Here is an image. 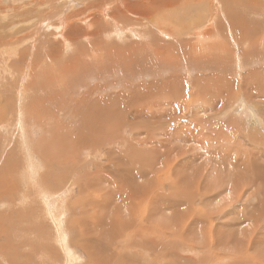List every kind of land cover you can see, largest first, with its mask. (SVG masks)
I'll return each mask as SVG.
<instances>
[{
  "label": "rangeland",
  "instance_id": "rangeland-1",
  "mask_svg": "<svg viewBox=\"0 0 264 264\" xmlns=\"http://www.w3.org/2000/svg\"><path fill=\"white\" fill-rule=\"evenodd\" d=\"M72 1L82 8L83 1ZM138 1L128 0L127 6ZM206 1L190 10L179 1L172 9L174 25L189 26L199 13L206 19L197 23L206 25L224 7L237 13L235 22L242 25L255 19L262 34L260 14ZM44 2L33 9L40 12ZM243 3L255 10L252 1ZM110 15L104 19L109 26ZM13 23L2 31L15 38L7 45L20 44L23 34L32 45L23 42L12 55L7 45L0 48V259L5 264H129L125 258H134L133 264H264V77L253 78L254 84L249 76L256 69L264 72V50L254 58L249 51L244 62L238 57L243 47L222 57L212 40L204 47L223 60L203 53L196 57L202 61L194 57L186 63L180 51L197 45L194 37L187 45L183 37L172 41L151 30L131 35L123 25L117 27L123 37L142 50H135L126 66H97L91 59H108V49L93 51L90 59L87 51L107 42L108 31L84 40L89 22L76 23L77 46L60 48L52 31H35L37 19H29L27 31L20 15ZM14 29L24 33L11 35ZM131 42L113 40L109 46ZM79 51H84L81 59ZM157 53H170L172 66L157 62ZM57 54L61 62L49 65L42 58ZM77 58L74 69L62 72L70 68L67 60ZM26 68L30 79L20 81ZM226 149L228 160L218 161ZM205 159H211L207 165ZM228 190L234 195L224 202ZM48 203L62 208L55 215L63 244L56 239L58 224L47 215ZM63 248L74 255L70 263Z\"/></svg>",
  "mask_w": 264,
  "mask_h": 264
},
{
  "label": "bare ground",
  "instance_id": "bare-ground-1",
  "mask_svg": "<svg viewBox=\"0 0 264 264\" xmlns=\"http://www.w3.org/2000/svg\"><path fill=\"white\" fill-rule=\"evenodd\" d=\"M3 2L4 6H0V14L1 13H5L6 10L10 11V13L5 14L3 19H0V48H3V46L13 43L15 42V38L13 36H11L9 38V34L8 33H2V31L7 30L8 28H10V26L13 23V19L16 15H20V17L22 18V23L25 25H28L29 23V19H37L39 21V26L35 31H52L51 32V36H53L54 38L57 39V43H59L60 48H66V47H76L77 44L76 39H78V37L81 35L79 33V35H75L74 37V33L76 32V30L80 29V27H78L76 25V23H88L89 22V27L91 29V32L86 31L83 35V39L84 40H92L97 38L99 35H101V33L103 31H108V35L109 38L111 36L110 39L108 38V36L103 40V41H107V42H98V43H94V45H92V47L90 48L92 51H87V48L85 50V52L87 51L88 53V58H91V54L93 51H100V50H107L108 49V59L104 58V59H98L97 61H95L94 59L92 62H95L97 66H103L105 64H108V66H119L122 63H124L126 66L127 63L130 64V62L133 60V56H134V51L139 49L142 50V47L140 48L139 45H137L135 43L132 44L130 37H128V35H125L127 38L128 43L131 42L130 46H126L125 48H121V47H111L109 46L110 42L113 43V40H115L116 42H119L122 44H125L127 41L126 38L123 37V31L120 30L117 27H121V26H126V27H130L127 28V31L131 33V35H134L135 32H138L141 35H144V30H151V32H155L159 35L165 36V38L168 39H173L172 41H178L180 39H182L181 37H183L184 39H186V43L187 45L190 43L189 39L190 38H195V42H197V45H191L190 48L188 47H184L181 51L180 54L184 55V61H188L190 58H196L199 54H205L207 56H212L215 59L217 58L218 60H223L221 57L219 58L218 54H216V56L211 55L208 52V49L211 47H208V49H206L204 47V44L207 41H214V45H215V49L213 50L214 52L217 53V51L220 52V54L222 55V57H224L226 55H228L229 51L231 52L232 49H237L239 47H243V51H245L243 53V51L241 53H239L238 57L240 56L242 58V61H244L245 59L244 56L248 54L249 51H251V54L254 58L255 53L261 52V50H264V29H262V34L259 35V33L257 32V27L254 25L255 23V19H253L252 21L254 23L252 24H243L242 23H237L235 22L236 19V14L234 13L231 14L230 11L224 9L222 10V14L220 10H216V14L215 15H211V17H209V20L206 22V25L202 24H198L199 22H202L205 18L204 15H201L200 13L197 16L193 15V18H195V20L192 21V23L190 24L189 22V26H183V23H177L176 25H174V17L172 15V12L175 11L172 9L174 8V6H176L178 4L179 1H181L184 4L185 8L190 10V8H188L189 6H201L203 5V3L206 0H154V2H152L151 0H140L138 2H133L134 4L131 6H127V1L128 0H81L83 1L82 3V8L80 9H76L74 8L73 3H75V1H68L66 2L67 5H65V2L63 4L60 5V0H44V5L42 6V10H40V12L34 10L33 8L36 6H40V4H42V0H1ZM0 1V3H2ZM16 1V3H15ZM131 1V0H130ZM157 1V2H156ZM219 3L222 5V1L225 4H229V6L233 7V8H242L243 11H247L250 15H256V14H260L261 16H259L260 18L264 17V2L261 3V5H258L256 0H248V1H252V3L255 6V10H249V8L243 3V0H218ZM79 2V1H78ZM207 2V1H206ZM212 2V1H211ZM259 2V1H258ZM71 3V4H70ZM108 3H111L110 5H106ZM76 4V3H75ZM116 4V6H115ZM227 4V5H228ZM235 4V5H234ZM249 4V3H248ZM80 5V4H79ZM241 5V6H238ZM96 6H100L98 7V9L96 11H93L94 8ZM115 6V9H113L112 11H110L113 7ZM223 6V5H222ZM235 6V7H234ZM249 6V5H248ZM29 8V9H28ZM181 8V7H180ZM179 8V9H180ZM181 8V9H182ZM35 11V13L37 15H31L32 12ZM66 11V12H65ZM180 11V10H179ZM177 11V12H179ZM108 12L111 13V15L108 17L110 22H112L113 25H108V23H106L104 21L105 18H107V14ZM191 12V11H190ZM218 12L219 15H218ZM30 13V16H29ZM193 13V12H191ZM177 14V13H176ZM197 14V13H196ZM2 15V14H1ZM12 15V18L10 19ZM216 15L218 16L217 19ZM178 16V15H177ZM252 16V15H251ZM173 17V19H172ZM192 17V16H191ZM78 18V19H76ZM192 18V19H193ZM80 19V21H79ZM206 19V18H205ZM161 20L166 23L163 24L161 22ZM173 20V22H172ZM178 20V19H177ZM176 20V21H177ZM180 20V19H179ZM182 20V19H181ZM6 21V22H4ZM172 22V23H168V22ZM198 22V23H197ZM17 25V24H16ZM249 25V28H248ZM28 26L25 27L24 31L29 30ZM83 27V26H82ZM13 28V26H12ZM57 34L55 33V29ZM125 28V27H124ZM130 29V30H129ZM190 29V30H187ZM12 30V29H11ZM22 31V30H21ZM20 30H15L12 32L11 35H17L21 32ZM24 31H22L24 33ZM54 31V32H53ZM18 32V33H16ZM233 33V36H232ZM48 34V33H47ZM77 34V33H75ZM153 34V33H152ZM223 34V35H222ZM9 35V36H8ZM242 35V37H241ZM102 36V35H101ZM235 36V38H233ZM35 37L39 38L37 35H35ZM82 39V36L80 37ZM103 38V36H102ZM242 38V39H241ZM21 40V43L23 42H28V37L26 34L21 35V38H18ZM109 39V40H108ZM155 39V38H154ZM157 39V38H156ZM164 39V37H163ZM9 40V41H6ZM75 41V42H74ZM38 42V40H37ZM50 42V41H49ZM231 42V44L229 43ZM3 43V46L1 45ZM20 43V44H21ZM29 44L32 45L31 43V39L28 42ZM185 43V42H184ZM213 43V42H212ZM20 44L15 45V44H11V46H8V54L12 55L13 52L15 53L14 48H17ZM53 45V44H52ZM178 45V44H177ZM44 46V45H43ZM117 46V44L115 45ZM50 47V46H49ZM157 47V46H156ZM60 48H56V52L58 54L59 53V49ZM187 48V49H185ZM33 51L36 50L34 49V47H32ZM233 49V50H234ZM242 49V48H241ZM29 50V49H28ZM52 50V49H51ZM32 51V52H33ZM45 51V50H44ZM139 51H136V53H138ZM36 53V51H34ZM42 52V51H41ZM61 53H63V51H60ZM65 52V51H64ZM77 52V51H76ZM81 52V53H80ZM84 51H79V58L81 59V54ZM23 52L19 53L22 54ZM46 53V51H45ZM70 53V52H69ZM38 54V53H36ZM53 55V57H55V59H52L51 57H42L45 59V61L47 63L50 64H54L57 62H61L59 61L57 58L59 57V55ZM84 54V53H83ZM177 54V53H174ZM198 54V55H197ZM7 55V56H9ZM23 55V54H22ZM24 55H26V53H24ZM29 55V53H28ZM73 55V54H72ZM87 55V54H85ZM224 55V56H223ZM4 56V55H3ZM21 56V55H20ZM177 56V55H176ZM230 56V55H229ZM232 56V55H231ZM230 56V57H231ZM233 56H237L236 53ZM17 57V56H16ZM23 60H24V56ZM22 57H21V61H22ZM77 57V56H76ZM84 57V56H83ZM156 60L159 63H163L164 65H168L171 64L170 66H172V62L175 59L170 53L167 54H161V53H157L156 54ZM27 58V57H26ZM31 58V57H29ZM74 59L73 61L70 60L71 62H69V60H67L68 65H69V69L65 70L63 69L62 72L65 71H69L71 69H74L78 63L80 62V59ZM136 58V57H135ZM200 58V56H199ZM198 58V59H199ZM237 58V57H236ZM259 58V57H258ZM264 58V57H263ZM3 59V58H2ZM132 59V60H131ZM177 59V57H176ZM197 59V58H196ZM197 59V60H198ZM203 59V58H202ZM202 59L200 61H202ZM11 60V59H10ZM29 60V59H28ZM34 60V59H33ZM66 60L65 55L62 56V61ZM191 60V59H190ZM7 61V60H6ZM36 61V60H35ZM38 61V60H37ZM36 61V62H37ZM44 61V60H43ZM144 61V59H143ZM215 61V60H214ZM238 61V60H237ZM20 62V60H19ZM23 62V61H22ZM35 62V63H36ZM40 62V61H39ZM52 62V63H50ZM134 62H137L136 60ZM181 62V61H180ZM245 62V61H244ZM244 62L240 63V65L244 66ZM258 62V61H257ZM24 63V62H23ZM28 63V61H27ZM103 65H102V64ZM133 63V62H131ZM187 63V62H186ZM2 64V63H1ZM45 64V63H44ZM151 64V62H150ZM237 64V63H236ZM257 64V63H256ZM255 64V65H256ZM260 64V63H259ZM263 64V63H262ZM25 65V64H24ZM27 65V64H26ZM46 65V64H45ZM186 65V64H185ZM189 65V64H188ZM227 65V64H225ZM28 66V65H27ZM39 66V65H38ZM42 66H44L42 64ZM40 66V67H42ZM238 66V65H237ZM246 66V65H245ZM4 67V66H3ZM37 67V66H35ZM139 67V66H138ZM184 67V66H183ZM187 67V65H186ZM241 67V66H240ZM21 68V67H20ZM34 68V67H33ZM193 68V67H192ZM243 68V67H242ZM241 68V69H242ZM46 69V68H45ZM1 71H3L0 68ZM24 70V68H23ZM22 70V71H23ZM29 70L31 71V68H26L25 72H23L22 74L18 75L20 81L26 80L27 78H29L30 74H29ZM124 70V69H123ZM127 70V69H126ZM257 71H254V75L251 76V74L249 75L250 78H255L256 77H264V72H262L260 69H256ZM259 70V71H258ZM47 71H51L50 69H48L47 67ZM5 72L8 73L6 75L10 76L9 73H11V68H6ZM16 72V71H14ZM39 72H41L39 70ZM32 73V72H31ZM130 73V72H129ZM187 73V71H186ZM15 74V73H14ZM3 75V74H1ZM12 76H10V78L13 77V74H11ZM47 75V73H46ZM218 75V74H217ZM244 78V77H243ZM257 78V79H258ZM30 79V78H29ZM264 79V78H263ZM209 80V79H208ZM1 82L2 81V77L0 79ZM254 82V80H253ZM252 82V83H253ZM259 82V81H258ZM28 83V82H27ZM244 83V82H243ZM256 82H254L255 84ZM251 84V82H250ZM252 85V84H251ZM26 86V85H25ZM225 86V85H224ZM223 86V87H224ZM241 86V85H240ZM258 86V84L256 85ZM260 86V85H259ZM228 87V86H227ZM250 87V86H249ZM28 88V85L26 86V89ZM99 88V87H98ZM241 89V88H240ZM251 89V88H250ZM260 89V87H259ZM213 90V89H212ZM238 90V89H237ZM244 90V89H243ZM262 90V89H261ZM27 91V90H26ZM246 91V90H245ZM251 91V90H250ZM209 92V91H208ZM81 96V95H80ZM248 96V95H247ZM246 96V97H247ZM138 110V109H137ZM136 110V111H137ZM152 110V109H151ZM25 112V111H24ZM80 112V111H79ZM32 114V113H31ZM56 117V116H55ZM3 118V117H2ZM134 118V117H133ZM1 120V119H0ZM3 121V120H2ZM128 121V120H127ZM131 123V122H130ZM129 123V124H130ZM23 124V123H22ZM117 128V126H116ZM247 129V128H246ZM251 129V128H250ZM192 131V130H191ZM246 131V130H245ZM248 132V131H247ZM258 134V133H257ZM21 135V134H20ZM245 135V134H244ZM249 136V135H248ZM252 136V134H251ZM255 136V135H253ZM252 136V137H253ZM258 136V135H257ZM256 136V137H257ZM261 136V135H260ZM199 137H202L201 135ZM244 137V136H243ZM203 138V137H202ZM246 138V137H245ZM249 138V137H248ZM263 138V137H262ZM204 139V138H203ZM97 140V138H96ZM254 140V139H253ZM259 140V139H258ZM255 141V140H254ZM253 141V142H254ZM143 142V141H142ZM141 142V143H142ZM205 142L207 143V140H205ZM144 143V142H143ZM142 143V144H143ZM151 143V142H150ZM256 143V142H255ZM138 144V143H137ZM145 144V143H144ZM153 145V144H152ZM147 146V143H146ZM151 146V145H150ZM207 147V146H206ZM188 148V147H187ZM208 148V147H207ZM256 148V147H255ZM152 149V151L154 153H156L155 150L158 151L157 147H153L150 148ZM200 152H203L204 155L209 154V152L206 149L203 148H199L198 149ZM230 149H226V151H222V153H225L224 156H222L221 158H217L218 161H227L229 158V154H230ZM32 151V150H31ZM183 153H187L186 150L182 151ZM233 154V153H232ZM236 154V153H235ZM163 156V155H162ZM206 160V159H205ZM211 159H207L206 161H204V165H207L209 163ZM246 160V159H245ZM152 162V161H151ZM90 163V162H89ZM160 163V162H159ZM158 164V163H157ZM89 168V167H88ZM42 170V169H40ZM203 171H205L203 173ZM204 175L207 174V169L204 168L201 171ZM120 175V174H119ZM126 180V179H125ZM37 181V180H35ZM112 181V180H111ZM128 182V181H127ZM58 184V183H57ZM126 184V183H125ZM223 183H218L217 185H222ZM39 185V184H38ZM68 190V189H67ZM130 190V189H129ZM72 192V191H71ZM67 193V192H66ZM120 193V192H119ZM219 193V192H218ZM233 191H227V193H225V197H224V202H226V200H232V197L234 194H232ZM69 196V195H68ZM69 198V197H68ZM142 199V197H141ZM137 200V199H136ZM12 201V200H11ZM210 202V201H209ZM65 203V202H64ZM145 203V202H144ZM156 204V203H155ZM49 206V210L47 212L48 216H51L52 220H54L55 224H58L57 230H58V236H57V240H58V244H63L64 242V238L61 236V233L59 231H61V220L58 218L59 216H56L55 213L56 212H62V208L61 207H51L50 208V203H48ZM57 208H59L57 210ZM134 208V207H133ZM127 210V208H126ZM135 211V210H134ZM69 212V211H68ZM112 212V211H111ZM116 212V210H115ZM139 212V211H138ZM61 214V213H60ZM115 214V213H114ZM128 214H129V210H128ZM155 214V213H154ZM63 215V214H62ZM130 215V214H129ZM128 215V216H129ZM154 216V215H153ZM152 216V218H153ZM55 217V218H54ZM61 217V216H60ZM116 217V216H115ZM197 217V216H196ZM198 218V217H197ZM193 219V218H192ZM200 219V218H199ZM198 220V219H196ZM200 221V220H199ZM193 222V221H192ZM196 223V222H195ZM241 223V222H240ZM54 224V223H53ZM65 224V223H64ZM191 224V223H190ZM199 224V223H198ZM55 225V226H56ZM207 225V224H206ZM224 225V224H223ZM231 225V224H230ZM230 227V226H229ZM228 227V228H229ZM201 229L203 230L204 227H201ZM194 231V230H193ZM208 230L204 229V233L207 232ZM57 232V231H56ZM67 237V236H66ZM240 238V237H239ZM68 239V238H67ZM85 243V242H84ZM219 245V244H218ZM217 245V246H218ZM62 247V245H61ZM144 249V248H143ZM67 249L63 248V251H65ZM144 251V250H143ZM65 256H66V263H70V260L72 259L71 257H74V255L67 251H65ZM122 260V258H120ZM1 262H3L4 264L6 263L4 258L0 259ZM125 260H129L126 261L129 264H133L134 263V258H125ZM248 260V259H247ZM115 262V261H114ZM249 262V260H248ZM254 262V260H253ZM251 261V263H253ZM117 263V262H116ZM119 263V262H118ZM123 263H124V258H123ZM154 261H151L150 264H153ZM80 264V263H79ZM254 264V263H253Z\"/></svg>",
  "mask_w": 264,
  "mask_h": 264
}]
</instances>
